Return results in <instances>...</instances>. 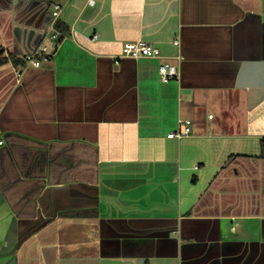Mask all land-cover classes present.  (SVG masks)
<instances>
[{
    "label": "crops",
    "instance_id": "0c3cea01",
    "mask_svg": "<svg viewBox=\"0 0 264 264\" xmlns=\"http://www.w3.org/2000/svg\"><path fill=\"white\" fill-rule=\"evenodd\" d=\"M58 22L0 64V264H264V0H0L3 56Z\"/></svg>",
    "mask_w": 264,
    "mask_h": 264
},
{
    "label": "built area",
    "instance_id": "2783aa9c",
    "mask_svg": "<svg viewBox=\"0 0 264 264\" xmlns=\"http://www.w3.org/2000/svg\"><path fill=\"white\" fill-rule=\"evenodd\" d=\"M60 12V5L55 3L53 4L52 16L55 18ZM60 33L53 25L50 29V45L49 44H39L32 51L24 54V65L22 69L28 67H38L43 60H47L51 57L53 50L59 42ZM174 44H178V39L173 40ZM160 55V50L157 46L150 44L144 40H135V41H126L121 46L120 56H129L133 58L147 56V57H157ZM20 74L21 71L18 70ZM158 73L160 80L167 81L169 78H172L178 74L177 67L169 62H161L158 66ZM191 121L190 119H178L177 128L173 131H170L168 137H182L187 135L191 130ZM1 143V141H0Z\"/></svg>",
    "mask_w": 264,
    "mask_h": 264
},
{
    "label": "trees",
    "instance_id": "16d2710c",
    "mask_svg": "<svg viewBox=\"0 0 264 264\" xmlns=\"http://www.w3.org/2000/svg\"><path fill=\"white\" fill-rule=\"evenodd\" d=\"M55 26L57 29H59L61 31H65V29L61 23L58 22ZM6 61H10L17 68H19V67L22 68V66L24 65L23 56L18 57L13 53H9L8 55L3 56V52H0V64L3 62H6ZM260 142H261V147H262L261 155L264 156V138H262L260 140Z\"/></svg>",
    "mask_w": 264,
    "mask_h": 264
},
{
    "label": "water",
    "instance_id": "95a60500",
    "mask_svg": "<svg viewBox=\"0 0 264 264\" xmlns=\"http://www.w3.org/2000/svg\"><path fill=\"white\" fill-rule=\"evenodd\" d=\"M3 49L0 47V52H2ZM138 264H143V258L138 259Z\"/></svg>",
    "mask_w": 264,
    "mask_h": 264
}]
</instances>
